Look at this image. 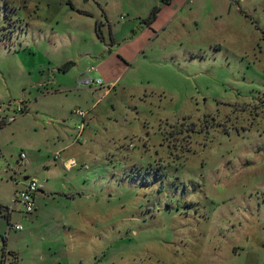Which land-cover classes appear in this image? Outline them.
I'll use <instances>...</instances> for the list:
<instances>
[{
	"label": "rangeland",
	"instance_id": "obj_1",
	"mask_svg": "<svg viewBox=\"0 0 264 264\" xmlns=\"http://www.w3.org/2000/svg\"><path fill=\"white\" fill-rule=\"evenodd\" d=\"M235 1L0 0V259L264 264V0ZM27 161L75 191L29 228Z\"/></svg>",
	"mask_w": 264,
	"mask_h": 264
},
{
	"label": "built area",
	"instance_id": "obj_2",
	"mask_svg": "<svg viewBox=\"0 0 264 264\" xmlns=\"http://www.w3.org/2000/svg\"><path fill=\"white\" fill-rule=\"evenodd\" d=\"M79 85L84 86H92L95 85H103V81L100 78H91L90 76H85L81 78L78 82ZM17 113H24L27 110V106L25 104H18L15 108ZM75 114L84 116V112L81 110L75 111ZM8 116V115H7ZM8 120H14V115L8 116ZM5 122V118L0 115V123ZM79 129L82 130V126H79ZM24 153H21L20 157L24 158ZM56 158H59V154L55 155ZM76 166V161L74 159H70L66 162V168H72ZM43 188V184L39 182L37 179H29L24 187L20 189H16L13 196V203L18 202L22 205V210L24 213H31L35 210V194L39 192ZM0 211L6 212V215H10L13 211V206L3 207L0 206ZM8 229L21 230L22 226L20 224H12L10 223V217H8ZM1 264H16V259L8 261L5 257L2 258Z\"/></svg>",
	"mask_w": 264,
	"mask_h": 264
},
{
	"label": "crops",
	"instance_id": "obj_3",
	"mask_svg": "<svg viewBox=\"0 0 264 264\" xmlns=\"http://www.w3.org/2000/svg\"><path fill=\"white\" fill-rule=\"evenodd\" d=\"M163 2L165 3V5H169V4H171V0H163ZM236 1L235 0H230V5H233L234 3H235ZM239 4V3H238ZM153 8H156L157 9V11H156V15H155V19L157 18V14H158V12H159V10H160V8L159 7H157V6H154ZM239 8H240V11L242 10L241 9V5H239ZM144 22V21H143ZM113 44H115V42H113ZM109 81H110V79L111 78H107ZM24 103H25V101H24ZM27 106V105H26ZM1 115V114H0ZM2 116V115H1ZM4 116H6L5 114H4ZM70 145H72L73 144V141H71L70 143H69ZM68 144V145H69ZM56 154H59V156H60V152H57ZM55 154V155H56ZM54 158L56 159V160H58L59 161V163L62 165V167L63 168H65L66 169V162L68 161V160H70V159H64V158H62L61 156L59 157V158H56L55 156H54ZM72 159V158H71ZM54 164H55V162H54ZM27 166L25 167L26 168V174L27 175H25V176H23V178H22V180L21 181H17V179H15V178H13V189H17V188H15L14 187V185H16L17 184V182H20L21 184H22V187H24V185H25V183L29 180V179H32V178H34V177H29V161H27V164H26ZM55 165H57V164H55ZM73 168V167H72ZM49 172H51L52 171V169L50 168L49 170H48ZM34 179H37V178H34ZM9 182L8 181H6V187H7V189H9V188H11V185L10 184H8ZM4 185L3 184H1L0 185V189L3 187ZM21 187V188H22ZM14 193H15V191H14ZM60 194H65L68 198H72V199H74L75 198V191H67V192H60L59 191V193L58 194H56V191H55V189H53V188H51V187H49L48 189H46L45 188V186H43V188L39 191V192H37L36 194H35V197H34V200H35V202H37L38 201V198L40 199V201L41 202H47V199H49V197H54L55 195H60ZM0 206H3V207H10V206H8V204H7V201H5L4 200V198L1 196V194H0ZM14 209V208H13ZM35 210H36V206H35ZM19 212L22 214L21 215V219H24L27 223H28V228H29V213H24L23 212V210H22V208H20L19 209ZM0 213H1V215L3 216H7L6 218L8 219V217H10V219H11V214L8 216V215H6V212H3V211H0ZM26 237H27V240H29V233H27V235H25ZM10 253H12V252H10ZM9 253H6L5 254V252L3 251L2 252V256H1V259H0V264H1V260H2V258L3 257H5L8 261H11V260H15L16 259V264H18L19 263V258H18V256H17V254H13V256L10 258L9 256ZM21 260H22V258H21Z\"/></svg>",
	"mask_w": 264,
	"mask_h": 264
},
{
	"label": "trees",
	"instance_id": "obj_4",
	"mask_svg": "<svg viewBox=\"0 0 264 264\" xmlns=\"http://www.w3.org/2000/svg\"><path fill=\"white\" fill-rule=\"evenodd\" d=\"M156 11H157V9L156 8H153L152 11L150 12L149 16L144 20V22L147 23V24H150L155 19ZM69 63L70 64H73L72 62H69ZM67 68H68V66H67ZM1 124L2 123H0V125ZM0 215H1V213H0Z\"/></svg>",
	"mask_w": 264,
	"mask_h": 264
},
{
	"label": "flooded vegetation",
	"instance_id": "obj_5",
	"mask_svg": "<svg viewBox=\"0 0 264 264\" xmlns=\"http://www.w3.org/2000/svg\"><path fill=\"white\" fill-rule=\"evenodd\" d=\"M9 216V215H8Z\"/></svg>",
	"mask_w": 264,
	"mask_h": 264
}]
</instances>
